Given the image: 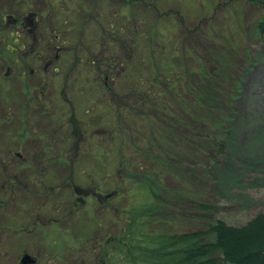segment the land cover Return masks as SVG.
Instances as JSON below:
<instances>
[{
    "label": "rangeland",
    "instance_id": "rangeland-1",
    "mask_svg": "<svg viewBox=\"0 0 264 264\" xmlns=\"http://www.w3.org/2000/svg\"><path fill=\"white\" fill-rule=\"evenodd\" d=\"M263 5L0 0V264H17L24 252L37 264H129L112 244L130 225L141 235L211 224L178 209L175 227L159 223L165 211L134 224L136 213L154 210L143 181L165 195L188 173V185L213 204V220L229 225L264 212V144L256 153L264 136ZM204 73L223 87L218 110L203 113L219 118L220 138L246 131L244 140L238 132L243 161L215 151L211 165L207 144L183 154L194 141L183 109L199 117L184 87ZM233 74L246 77L247 95L235 113L226 108L238 91ZM144 92L158 94L155 103ZM165 137L177 149L169 154L174 170L165 168Z\"/></svg>",
    "mask_w": 264,
    "mask_h": 264
},
{
    "label": "trees",
    "instance_id": "trees-1",
    "mask_svg": "<svg viewBox=\"0 0 264 264\" xmlns=\"http://www.w3.org/2000/svg\"><path fill=\"white\" fill-rule=\"evenodd\" d=\"M263 24L264 23L260 24V26L263 27ZM263 63L264 60L262 64ZM263 77L264 65L261 71V79H263ZM237 79L239 78H235L233 74L232 80L237 81ZM245 80L246 77L242 78L240 82L237 81L238 83H235V87L238 88V91L230 99L232 105L229 103L228 107L226 106V108H230L231 106L233 113L236 112L235 108L238 105H244L243 99L247 97L241 90H244L243 83ZM186 84L187 86H185L184 89L187 93L192 94L194 98L192 105L199 107L198 113L201 120L197 116L198 114L195 110L189 107L183 109L189 116V119H186L189 123V128L184 131V133H194V141H190V143L188 141L186 143L189 149L192 148L190 149L191 151H184L183 154L193 153L197 150L198 144H207L206 146L208 147L209 145V150L207 149L205 157L209 164L211 161V165L216 163H213L214 160L211 158L213 156L211 152L215 151H217L215 152L216 154L222 153L224 155L227 152L231 158L226 154V159H241V157L237 156L240 154L238 151V148H240L239 131L235 134L236 140L233 135H231L230 141H228V137L220 138L221 134L218 132V126H220L219 118H216L214 115L211 116V114L203 113V109L213 113L215 110H218V105L219 107L221 106L222 99L220 95L217 94L221 92L220 90L223 86L214 81L210 74L205 73L202 79L196 80L194 77L188 78ZM161 87H165V79L160 83V86L154 88ZM174 89V86L171 87V91H174ZM166 90L167 89H165V91ZM174 93L179 94L178 92ZM144 94L147 95L146 92H144ZM147 96L151 103H155L153 100L156 99L155 97H158V94L154 95L153 93H149ZM227 114L229 115L230 112ZM196 119L203 122V125L200 124L202 128L201 132L203 133V131H206V135L199 137L196 131ZM206 120L209 123H207ZM173 131L179 130L173 128ZM252 131L256 132L257 130L253 129ZM239 134H241L243 140L246 138V131L242 130ZM206 139L207 141L205 142ZM217 139H219V141H217ZM226 143L232 145L236 149L235 152L231 146L230 150H228ZM165 144L167 145L165 148V168L174 170L177 166L175 163H170L169 165L171 161V156L169 154L174 155L175 153H173V150L177 151V149L175 146L173 147L171 142L167 143L166 137ZM263 144L264 136L259 141L260 146L256 150V153L262 150L261 146H263ZM237 145L239 146L238 148ZM233 164L235 165V163ZM209 173L211 172L209 171ZM241 176H244V173H242ZM177 177L181 183L183 181L184 185L179 183L174 189L165 186V195H160L158 193L159 188L148 181H143V183H141V186L146 187L148 193L153 197L154 210H152V206L149 210L143 209L140 213H136L137 217L134 215V224L137 223V218H145L148 216L149 218H154L155 216H160V214L165 211L164 220L160 219L159 223L172 225L171 228L175 227L178 221L175 211L178 209V211H190L192 214L198 216L197 218L199 219L205 218L204 220L211 221V224L206 227V231L172 233L165 230V234L148 233L138 235L134 228H132V225H130L128 230L130 232L123 235L122 241L119 242V239L115 238V242L112 244L113 249L116 248L118 253L122 254L124 260L129 264H264V212L256 213L254 217L240 226L229 225L221 219L213 220L210 216L215 212L213 204L203 200L193 191L194 187L188 185V181L186 180L188 178V173ZM178 211L176 213H178ZM194 212H198V214ZM129 224H131V222Z\"/></svg>",
    "mask_w": 264,
    "mask_h": 264
},
{
    "label": "flooded vegetation",
    "instance_id": "flooded-vegetation-1",
    "mask_svg": "<svg viewBox=\"0 0 264 264\" xmlns=\"http://www.w3.org/2000/svg\"><path fill=\"white\" fill-rule=\"evenodd\" d=\"M4 17L5 18L8 17L7 18L8 19L7 23H8L9 22V14H7ZM32 23L33 22H31L29 19L25 20V26H31V25H33ZM14 157L18 161H21V159H22V156L19 153H15V156ZM26 161L27 160L25 159V161L22 162V164H24ZM61 186H63V185H61ZM76 191H78V190H76ZM80 199L82 201L84 200L83 197H81ZM81 200L79 202H81ZM101 257H103V255ZM100 261L101 262H104V259H101ZM37 262H38V259H36L33 255H31V254H29L27 252H24V253H21V255L19 256V259H18V263L17 264H37Z\"/></svg>",
    "mask_w": 264,
    "mask_h": 264
},
{
    "label": "water",
    "instance_id": "water-1",
    "mask_svg": "<svg viewBox=\"0 0 264 264\" xmlns=\"http://www.w3.org/2000/svg\"><path fill=\"white\" fill-rule=\"evenodd\" d=\"M29 263V262H28Z\"/></svg>",
    "mask_w": 264,
    "mask_h": 264
}]
</instances>
